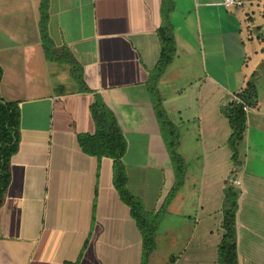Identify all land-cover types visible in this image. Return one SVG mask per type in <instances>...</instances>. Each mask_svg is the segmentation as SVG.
Instances as JSON below:
<instances>
[{
	"label": "crops",
	"instance_id": "obj_1",
	"mask_svg": "<svg viewBox=\"0 0 264 264\" xmlns=\"http://www.w3.org/2000/svg\"><path fill=\"white\" fill-rule=\"evenodd\" d=\"M41 1L0 0V95L21 109L0 208V264H144L113 160L79 144L95 132L97 97L127 143V189L150 220L167 216L147 263L161 243L169 264H214L232 184L238 264H264V0L232 8L223 0H48V48ZM161 30L173 58L156 79ZM237 98L248 109L235 165L222 109ZM157 105L178 129L181 175Z\"/></svg>",
	"mask_w": 264,
	"mask_h": 264
},
{
	"label": "trees",
	"instance_id": "obj_2",
	"mask_svg": "<svg viewBox=\"0 0 264 264\" xmlns=\"http://www.w3.org/2000/svg\"><path fill=\"white\" fill-rule=\"evenodd\" d=\"M48 0H42L40 6V31L44 46L48 48L50 38L47 34ZM162 40L161 56L158 60L154 78L161 75L164 68L173 58L171 49L172 39L160 31ZM3 69L0 66V82ZM156 78V79H157ZM77 81L80 82L79 76ZM156 79L152 78L154 82ZM227 118L232 133L228 140V146L233 156L235 165L238 164V145L243 140L246 131L247 115L244 104L233 101L222 109ZM156 114L159 119L163 137L167 143L169 153L175 163L177 173H183V162L178 154L180 135L176 126L168 119L165 110L157 105ZM91 115L95 122L94 134H85L79 137V144L83 151L91 156L107 157L114 164V185L122 201L129 206L133 218L143 236L144 263L156 249L157 226L154 220L144 211L142 202L135 198L127 189V176L123 164V157L127 151V143L115 115L107 108L101 98L97 97L91 106ZM21 109L19 102L7 101L0 95V208L3 205L5 194L11 182L10 166L12 157L19 150L20 143ZM181 172V174H180ZM238 210V195L235 187L228 184L225 189V199L222 210L223 236L218 248L219 264H238L237 252V227L236 214ZM173 261V259H172Z\"/></svg>",
	"mask_w": 264,
	"mask_h": 264
},
{
	"label": "rangeland",
	"instance_id": "obj_3",
	"mask_svg": "<svg viewBox=\"0 0 264 264\" xmlns=\"http://www.w3.org/2000/svg\"><path fill=\"white\" fill-rule=\"evenodd\" d=\"M238 154H239V151H238ZM158 220H159V222L158 223L155 222V224L160 225V229L157 232V233H160L161 230L162 231L166 230V227H167V216L165 215V213L162 212L159 215V219ZM160 250H161L160 251V256L156 258L155 264H169L170 263L169 262L170 261V257L167 256L166 244H161L160 243ZM144 264H148V263H144ZM214 264H219V255H218V253H217L216 260H215Z\"/></svg>",
	"mask_w": 264,
	"mask_h": 264
},
{
	"label": "built area",
	"instance_id": "obj_4",
	"mask_svg": "<svg viewBox=\"0 0 264 264\" xmlns=\"http://www.w3.org/2000/svg\"><path fill=\"white\" fill-rule=\"evenodd\" d=\"M222 5L227 8L240 7L243 5V0H223ZM235 101H238L244 104V102H242L238 98ZM247 109H248L247 105L244 104V110L247 111Z\"/></svg>",
	"mask_w": 264,
	"mask_h": 264
}]
</instances>
